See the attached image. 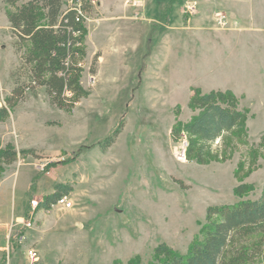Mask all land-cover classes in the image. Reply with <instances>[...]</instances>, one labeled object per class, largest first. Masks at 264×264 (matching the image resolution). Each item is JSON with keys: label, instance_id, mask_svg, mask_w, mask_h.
I'll return each instance as SVG.
<instances>
[{"label": "rangeland", "instance_id": "374dc122", "mask_svg": "<svg viewBox=\"0 0 264 264\" xmlns=\"http://www.w3.org/2000/svg\"><path fill=\"white\" fill-rule=\"evenodd\" d=\"M167 1L90 0L81 60L89 93L59 108L43 86L7 107L17 60L0 0V105L7 107L11 143L31 149L3 164L2 175L18 169L19 188L34 168L45 174L36 191L33 176L26 207L57 182L72 187L70 208L0 222L14 234L8 264H149L162 242L185 253L201 236L209 206L260 195L264 0ZM194 88L229 89L245 113L244 127L211 142L192 140L203 163L186 157L187 135H171L176 122L198 112L188 106ZM119 125L114 142L102 147ZM241 183L251 189L238 195Z\"/></svg>", "mask_w": 264, "mask_h": 264}, {"label": "trees", "instance_id": "16d2710c", "mask_svg": "<svg viewBox=\"0 0 264 264\" xmlns=\"http://www.w3.org/2000/svg\"><path fill=\"white\" fill-rule=\"evenodd\" d=\"M3 1L8 6L9 30L16 38L15 47L21 60L11 75L14 86L5 98L7 107H13L27 93L42 86L51 104L59 108L73 106L89 93L81 84V60L85 56L84 16L90 9V0ZM175 1L167 3L171 5ZM98 57L96 53L90 66L93 73ZM238 104V97L229 89L207 92L193 89L188 106L198 112L187 122H176L171 129L174 140L182 135L189 137L186 157L194 155L198 163H203V149L194 150L193 139L211 142L225 131L244 127L245 113ZM7 107H1V115L7 114ZM119 130L120 125L100 142L101 146H110ZM30 152L31 149L18 151L11 142L1 145L0 138V179L3 164L14 162L18 154ZM250 189L251 185L241 183L235 187V193L243 195ZM71 190L68 183H55L52 191L41 197L36 209H50L60 196ZM257 261L264 262V184L258 198L209 206L201 236L185 253L162 242L154 248L149 264H254Z\"/></svg>", "mask_w": 264, "mask_h": 264}, {"label": "crops", "instance_id": "0c3cea01", "mask_svg": "<svg viewBox=\"0 0 264 264\" xmlns=\"http://www.w3.org/2000/svg\"><path fill=\"white\" fill-rule=\"evenodd\" d=\"M10 37H12L14 40L13 53L16 55V60H17L12 71L10 72V76H11L14 69H16V67L19 65L21 60H20V54L19 52H17L15 47L16 38L13 37L11 33H10ZM13 86L14 83L9 91L12 90ZM8 93L10 94V92ZM1 107L2 105H0V109ZM6 115L7 114H3V115L0 114V138L3 145L7 142H13L11 136L9 135L10 134L9 130L11 126L9 124V121L5 120ZM17 170L18 169H11V168L5 169L0 179V216H1L0 222L4 224L9 223L10 221L21 219L23 215L25 216L29 215L31 208L29 203L27 204V207L25 206V203L30 191L31 181L33 179V176L36 177V185H35V191H36L37 184L42 180V178L45 175V174L40 175L38 169L34 168L33 171L31 172L28 182H26L24 186H20L18 188L19 173ZM9 201H10V205H9ZM25 207L27 210H25ZM13 235L14 234L10 235V233L6 230L5 227H0V264H8V259H10L9 238L10 236ZM29 250L35 252V250L32 248H29ZM14 255L18 256L16 254ZM36 259L37 257L34 260Z\"/></svg>", "mask_w": 264, "mask_h": 264}, {"label": "built area", "instance_id": "2783aa9c", "mask_svg": "<svg viewBox=\"0 0 264 264\" xmlns=\"http://www.w3.org/2000/svg\"><path fill=\"white\" fill-rule=\"evenodd\" d=\"M69 3H71V0H69ZM76 7H79V4H77V6ZM79 12H81L80 11V9L78 10ZM30 208H31V211H30V215H32L33 214V211L37 208V206H38V200H34V199H32V200H30ZM71 201L69 200V196H68V194H64V195H62V196H60L58 199H57V201L54 203V204H52L51 205V207H54V206H59V207H63V208H70L71 207ZM50 209H48L47 211H49ZM30 224V220H28V222H27V226ZM29 255L32 257V258H35L36 257V254H35V252L34 251H32V250H29Z\"/></svg>", "mask_w": 264, "mask_h": 264}]
</instances>
